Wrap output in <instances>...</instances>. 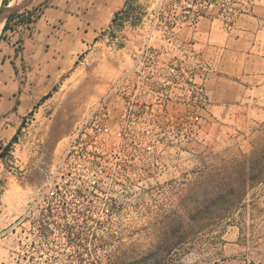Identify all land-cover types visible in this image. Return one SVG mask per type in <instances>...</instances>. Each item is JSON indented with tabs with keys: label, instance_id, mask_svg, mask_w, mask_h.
Returning a JSON list of instances; mask_svg holds the SVG:
<instances>
[{
	"label": "rangeland",
	"instance_id": "1",
	"mask_svg": "<svg viewBox=\"0 0 264 264\" xmlns=\"http://www.w3.org/2000/svg\"><path fill=\"white\" fill-rule=\"evenodd\" d=\"M128 2L0 158V264H264V0Z\"/></svg>",
	"mask_w": 264,
	"mask_h": 264
},
{
	"label": "crops",
	"instance_id": "2",
	"mask_svg": "<svg viewBox=\"0 0 264 264\" xmlns=\"http://www.w3.org/2000/svg\"><path fill=\"white\" fill-rule=\"evenodd\" d=\"M125 2L31 1L41 5L37 19L26 31L12 30L0 42V151L36 104L41 84L50 82L73 55L85 51Z\"/></svg>",
	"mask_w": 264,
	"mask_h": 264
},
{
	"label": "trees",
	"instance_id": "3",
	"mask_svg": "<svg viewBox=\"0 0 264 264\" xmlns=\"http://www.w3.org/2000/svg\"><path fill=\"white\" fill-rule=\"evenodd\" d=\"M129 0H126L124 7H122L120 10L116 11L113 14V17L111 19L110 25H116L117 21L120 22V26L123 24L124 21H127L129 19L130 15V10L132 9L129 6ZM13 14L9 15L8 18L5 20V23L3 25L2 31H5L9 28V21L11 20ZM118 25V24H117ZM50 93L45 94L44 96L41 97V101L46 99ZM20 129V128H19ZM19 129L17 130L16 134L18 133ZM16 134L12 136V138L9 140V142L2 148L0 151V158L3 157L7 152L9 151L10 146L12 145L13 142H15L16 139ZM247 179H251V176H248Z\"/></svg>",
	"mask_w": 264,
	"mask_h": 264
},
{
	"label": "water",
	"instance_id": "4",
	"mask_svg": "<svg viewBox=\"0 0 264 264\" xmlns=\"http://www.w3.org/2000/svg\"><path fill=\"white\" fill-rule=\"evenodd\" d=\"M32 0H24L23 2H20L19 4H16L14 6H7L6 11L2 13L3 11L0 12V24L4 22L10 14H13L22 8L28 6L31 3Z\"/></svg>",
	"mask_w": 264,
	"mask_h": 264
},
{
	"label": "built area",
	"instance_id": "5",
	"mask_svg": "<svg viewBox=\"0 0 264 264\" xmlns=\"http://www.w3.org/2000/svg\"><path fill=\"white\" fill-rule=\"evenodd\" d=\"M30 13H31V14L28 15V18H29L30 20H29L28 23H26V24H31V22H32L33 19L35 18V17H34L35 14H33L32 12H30ZM27 14H28V13H26L25 15H27ZM140 57H141V56H140Z\"/></svg>",
	"mask_w": 264,
	"mask_h": 264
},
{
	"label": "bare ground",
	"instance_id": "6",
	"mask_svg": "<svg viewBox=\"0 0 264 264\" xmlns=\"http://www.w3.org/2000/svg\"><path fill=\"white\" fill-rule=\"evenodd\" d=\"M12 2H14V1H12ZM11 4V3H10Z\"/></svg>",
	"mask_w": 264,
	"mask_h": 264
}]
</instances>
